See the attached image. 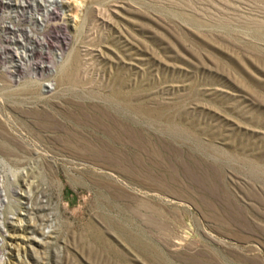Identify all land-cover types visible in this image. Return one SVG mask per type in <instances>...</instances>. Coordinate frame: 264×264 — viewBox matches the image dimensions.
I'll return each mask as SVG.
<instances>
[{
    "label": "rangeland",
    "instance_id": "obj_1",
    "mask_svg": "<svg viewBox=\"0 0 264 264\" xmlns=\"http://www.w3.org/2000/svg\"><path fill=\"white\" fill-rule=\"evenodd\" d=\"M0 264H264V0H0Z\"/></svg>",
    "mask_w": 264,
    "mask_h": 264
},
{
    "label": "bare ground",
    "instance_id": "obj_2",
    "mask_svg": "<svg viewBox=\"0 0 264 264\" xmlns=\"http://www.w3.org/2000/svg\"><path fill=\"white\" fill-rule=\"evenodd\" d=\"M30 10V9H29ZM30 15V14H29ZM19 18H21V19H28L29 18V16H28V12L24 9L20 14H19V16H18ZM48 18H49V15H46L45 16V19H47L48 20ZM12 32H15L14 30L12 31ZM22 34H23V36H24V38L26 39V41L28 42V46H29V48H28V52H29V54H30V59L32 58H35L36 56H44L45 55V53L43 54V46H45V43H42V41L40 40V39H37V38H34V37H32L30 34H28L27 32H25V31H20ZM15 34V33H14ZM46 42V41H45ZM48 43V42H47ZM11 47V46H10ZM9 47V48H10ZM2 48H4V47H2ZM13 49V48H12ZM4 50V49H3ZM7 52V51H6ZM44 52H45V50H44ZM20 58V57H19ZM31 59V60H32ZM34 60V59H33ZM33 60H32V62H33ZM21 62V61H20ZM21 70L23 69V67H22V65H21V68H20Z\"/></svg>",
    "mask_w": 264,
    "mask_h": 264
}]
</instances>
